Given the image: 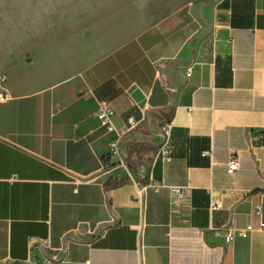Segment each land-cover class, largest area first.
Segmentation results:
<instances>
[{"label": "crops", "instance_id": "1", "mask_svg": "<svg viewBox=\"0 0 264 264\" xmlns=\"http://www.w3.org/2000/svg\"><path fill=\"white\" fill-rule=\"evenodd\" d=\"M104 9L0 47V264H264V0ZM100 101L114 126L139 122L116 155ZM138 143L149 164L133 177Z\"/></svg>", "mask_w": 264, "mask_h": 264}, {"label": "built area", "instance_id": "2", "mask_svg": "<svg viewBox=\"0 0 264 264\" xmlns=\"http://www.w3.org/2000/svg\"><path fill=\"white\" fill-rule=\"evenodd\" d=\"M190 70H188V76H190ZM10 97L9 92H5L4 94L0 95V101H6ZM114 115V109L110 102L108 101H100L98 103V109L96 113V117L99 120L102 126L108 128V131L115 134V139L111 142L110 148L112 155H116L118 153V148L120 142L128 136L132 131L136 130L139 127V122H136L133 118L128 120V125L125 127H116L112 124V117ZM160 131L163 137L162 144L159 148V153L165 162H169L171 160V139H172V123L165 122L160 126ZM240 168L239 159L236 155H232L227 163L225 172L226 175L229 177H233ZM148 186L157 188L154 184H149ZM147 186L143 188H138L139 194L143 190H145ZM172 192L178 199H182L184 197V192L181 188H173ZM140 200V195L138 197V201ZM222 208V204L215 199H211L209 204V209L211 212L219 210ZM262 208L258 206L256 208V213L258 215L261 214ZM264 225L261 224L260 229H263ZM212 230V229H210ZM255 228L252 225L247 226L246 228L240 230L234 229H227L225 234V241L226 243H230L234 240L236 236L242 239H246L250 236L252 232H254ZM206 233L205 229L199 230V234L203 236Z\"/></svg>", "mask_w": 264, "mask_h": 264}, {"label": "rangeland", "instance_id": "3", "mask_svg": "<svg viewBox=\"0 0 264 264\" xmlns=\"http://www.w3.org/2000/svg\"><path fill=\"white\" fill-rule=\"evenodd\" d=\"M117 3L123 2L124 0H116ZM166 4L171 10H176L184 5H187L195 0H165ZM108 0H67V3H61L56 5L53 9L52 15L48 16L47 19L44 21L43 26L41 27L38 33H44L45 27L49 22H52L53 25V33H59L61 29V24L66 22L69 24V29L74 30L77 25V14L81 12L83 9L85 11L92 12L93 15H103L104 11L106 12L105 4ZM88 17V15H86ZM67 20V21H66ZM32 33L29 30H25L24 34L19 35L20 40L22 43H28V36ZM138 147L136 146V151H138V162L135 164L128 163L126 161L128 174L133 177H139V174L145 176L148 170L149 160L144 159L140 154L146 153L147 148L144 147V144L138 143ZM139 148V149H138Z\"/></svg>", "mask_w": 264, "mask_h": 264}, {"label": "clouds", "instance_id": "4", "mask_svg": "<svg viewBox=\"0 0 264 264\" xmlns=\"http://www.w3.org/2000/svg\"><path fill=\"white\" fill-rule=\"evenodd\" d=\"M67 0H0V47L7 37L38 33L56 5Z\"/></svg>", "mask_w": 264, "mask_h": 264}]
</instances>
